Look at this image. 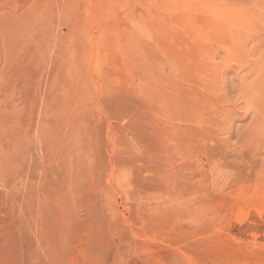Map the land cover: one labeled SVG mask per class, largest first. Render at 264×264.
Segmentation results:
<instances>
[{
	"label": "rangeland",
	"instance_id": "374dc122",
	"mask_svg": "<svg viewBox=\"0 0 264 264\" xmlns=\"http://www.w3.org/2000/svg\"><path fill=\"white\" fill-rule=\"evenodd\" d=\"M260 73L264 0H0V264H264Z\"/></svg>",
	"mask_w": 264,
	"mask_h": 264
},
{
	"label": "bare ground",
	"instance_id": "6f19581e",
	"mask_svg": "<svg viewBox=\"0 0 264 264\" xmlns=\"http://www.w3.org/2000/svg\"><path fill=\"white\" fill-rule=\"evenodd\" d=\"M174 68H175V65H174V67H172V69L176 70ZM209 69H210V66L205 62V64L203 65V69L201 70L202 77L203 76L206 77L207 75H210ZM246 80H247V83H245ZM242 85H243L242 89L239 88ZM239 87H238V89L239 90L241 89L242 93L246 94V95H248L247 93H249V92L261 94V92L264 91V74L260 73V74H255L253 76L244 77L243 82L241 83V85H239ZM239 90H237V91H239Z\"/></svg>",
	"mask_w": 264,
	"mask_h": 264
},
{
	"label": "clouds",
	"instance_id": "9594fccd",
	"mask_svg": "<svg viewBox=\"0 0 264 264\" xmlns=\"http://www.w3.org/2000/svg\"><path fill=\"white\" fill-rule=\"evenodd\" d=\"M222 94H223V104L225 107H232L235 103L243 102L244 104V112L249 113L253 112L254 105H252L250 102L246 100L244 97L243 93L240 94H233L230 93L226 90V87L222 89ZM247 125L243 128H246Z\"/></svg>",
	"mask_w": 264,
	"mask_h": 264
}]
</instances>
